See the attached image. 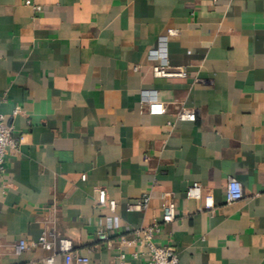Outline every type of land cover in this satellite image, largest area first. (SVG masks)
Returning <instances> with one entry per match:
<instances>
[{
	"label": "crops",
	"instance_id": "crops-1",
	"mask_svg": "<svg viewBox=\"0 0 264 264\" xmlns=\"http://www.w3.org/2000/svg\"><path fill=\"white\" fill-rule=\"evenodd\" d=\"M162 57L187 76H155ZM0 114L22 138L0 175V264H43L53 250H13L44 230L89 264H143L135 230L154 224L182 264H264V0H0Z\"/></svg>",
	"mask_w": 264,
	"mask_h": 264
},
{
	"label": "built area",
	"instance_id": "built-area-1",
	"mask_svg": "<svg viewBox=\"0 0 264 264\" xmlns=\"http://www.w3.org/2000/svg\"><path fill=\"white\" fill-rule=\"evenodd\" d=\"M37 10H41V6H35ZM154 73L157 77H168V76H187L186 70L182 68H170L166 62V58L162 57L161 64L154 67ZM148 111L151 114H163L165 112V104L158 99L157 96L153 95L147 99ZM16 113L20 112V107L15 110ZM193 116L191 111L183 110L179 114L180 119H189ZM22 143V138L14 135V126L9 124L5 117L0 114V175L5 176L6 172V159L11 151L18 150ZM83 179H86V175H83ZM244 197V189L242 184L235 178H230L227 190V199L229 202H234ZM165 199L164 204V215L163 219L165 222H174L177 219V202L175 199H169L163 196ZM188 199L202 200L203 190L202 185L199 182L192 183L187 190ZM99 203L101 205H108L112 211H115L118 204L115 200H108L106 191L100 190ZM150 196L146 195L143 198L129 202L128 206L133 210H144L148 207ZM204 206L207 208L214 207V198L212 195H208L204 199ZM111 218H108V226H111ZM157 224L152 226L139 228L136 231L140 240L147 244L148 247V259L143 264H182L179 258L177 249L171 245H159L155 242V232L159 231ZM101 239H108L106 232H100ZM31 245L41 247L45 250H53L54 254L44 258L43 264H54L55 253L73 254L75 258V264H89L90 258L84 254H81L74 248V244L71 239L66 237H57L55 232L44 230L37 241L31 244L26 239L19 240L14 245V254L21 255ZM1 253V247H0ZM124 258V254L121 256ZM122 264H125L124 262Z\"/></svg>",
	"mask_w": 264,
	"mask_h": 264
}]
</instances>
